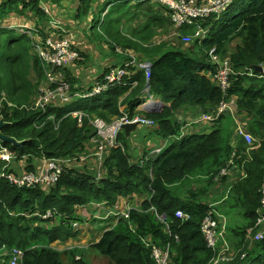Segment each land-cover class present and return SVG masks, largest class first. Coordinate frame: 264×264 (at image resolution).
<instances>
[{"label": "trees", "instance_id": "obj_1", "mask_svg": "<svg viewBox=\"0 0 264 264\" xmlns=\"http://www.w3.org/2000/svg\"><path fill=\"white\" fill-rule=\"evenodd\" d=\"M51 2L53 14L56 9L66 11V16L60 17L63 21L59 29L51 25V17L41 10L38 0H0V20L14 12L22 22L17 23L16 19L13 24L8 23L11 28L0 26V119L5 122L1 133L20 143L0 142V148L6 147L15 154L6 173H36L42 157L79 159L82 153L90 154L94 137V127L89 122L92 116L110 121L122 111L130 115L138 112L136 106L146 78L144 70L129 64L134 56L138 62L151 63L148 84L165 106L155 113L139 111L154 121L153 131L158 136L156 141L146 143L141 159L146 161L144 164L134 162L129 150L127 141L133 133L125 136L120 132L117 140L123 148L106 147L99 180H94L97 162L92 156L86 172L67 168L50 187L17 188L0 179V247L6 251L21 249L19 264H96L87 258L86 254H90L85 250L86 254L75 260L80 250L58 251L49 245L76 236L72 223L82 222L76 206L92 202L113 206L118 197L136 194L143 198L139 208L130 209L128 218H119L97 243L87 248L107 258V264H157L146 246L149 241L161 248L169 245L168 264H210L214 252L207 247L201 232V221L209 208L225 216L226 240L237 252L233 260L223 264H264V236L251 240L252 232L264 223H258L264 217L260 193L264 181V72L249 74L254 65L264 68V0H234L217 19L213 15L200 21L208 31L206 37L201 42L193 39L189 44H184L181 37L193 34V27H183L180 37L174 36L169 10L152 0ZM97 4L102 6L95 24L103 26L99 28V41L105 37L112 61L91 70L89 56L76 48L79 58L63 71L73 94L93 88L95 81L79 80L84 71L101 80L111 70L123 67L127 73L122 83L95 96H76L68 104L50 105L46 110L34 108L37 86L45 82L46 68L38 51L32 52L31 40L34 45L42 44L48 36L54 40L71 36L77 19H92L90 11ZM31 14L36 17L33 22ZM121 24L125 30L119 28ZM16 27L29 33H19ZM88 28L89 33L93 32L92 27ZM70 40L75 48L77 41ZM236 40L230 51L229 44ZM213 48L222 61L228 60L231 69L225 91L213 78L219 65L206 60ZM118 54H123L121 60L115 59ZM133 82L136 84L131 87ZM230 100L234 101L235 112L223 113L210 123L211 129L194 123L184 134L180 133L185 123L179 121L180 114L187 118L185 113L194 108L213 113L216 106ZM73 110L84 113L80 125L70 115ZM190 115L192 119L196 117ZM236 124L255 138L257 148L246 150L244 141L235 136ZM161 139L167 145L155 158H145ZM231 158L234 171L215 180ZM3 165L0 162V171ZM195 181L203 184L197 189ZM217 187L223 189L219 206L200 200L202 195L211 196ZM49 209L52 216L44 218L42 215ZM177 210L188 217H176ZM160 214L166 216L165 224L157 219ZM242 253L244 258H240ZM9 260L8 254L1 255L2 263L9 264Z\"/></svg>", "mask_w": 264, "mask_h": 264}, {"label": "built area", "instance_id": "obj_2", "mask_svg": "<svg viewBox=\"0 0 264 264\" xmlns=\"http://www.w3.org/2000/svg\"><path fill=\"white\" fill-rule=\"evenodd\" d=\"M156 3L163 5L170 12V21L173 27V35L180 37V29L183 27H195V32L193 35L185 34L182 35L181 40L184 44H189L193 39L197 38L199 40L203 39L205 36V31L200 21L206 19L207 17L215 15L217 19L232 3L234 0H152ZM49 2V3H47ZM51 0H38V5L41 10L46 14H51L50 7ZM60 18L51 17V25L59 29L60 28ZM20 33L26 34L29 33L27 30L22 28H16ZM72 36H65L61 39L54 40L51 36H48L44 39L42 44L36 43L35 46L38 50L39 57L43 63V66L46 68V80L43 84L37 86L36 96L33 102L34 108L40 110H46L50 105L56 104H68L73 102L76 96L77 97H87L98 94L102 91L107 90L109 87H112L117 84H121L125 76L126 69L123 67H118L114 70H111L107 75H105L101 80L95 84L91 91L87 93L76 94L71 92V86L66 79L64 68L68 67L70 64L75 62L80 54L78 50L71 45ZM208 57L211 62L219 63L220 59L215 53V48L211 49L208 52ZM129 64L131 66H136L138 69L144 70L146 83L143 88L145 95L142 98H145L147 102L158 100L153 94L150 93V86L148 84V79L150 77V66L146 62H138L136 59H132ZM55 69V71H51ZM249 72L251 70L249 69ZM229 73L231 69L228 63V60H224L222 65H219L216 73L213 75V78L217 81L221 90L225 91L229 86ZM147 95V97H146ZM76 97V98H77ZM231 101L222 102L213 113L198 112L196 117L184 124L183 128L190 127L194 123L208 124L216 121L223 113L230 109ZM234 102V101H233ZM144 104V101L139 103L136 109H139ZM1 107V106H0ZM70 115L76 118L81 124L83 119V112L81 110H73L70 112ZM1 117V115H0ZM1 120V119H0ZM91 125L95 129L96 133V147L93 153L95 160L97 162V176L95 180H99L101 173V164H103L104 151L106 147H112L117 145V136L121 130V126L126 123H137L144 126L150 127L154 125L152 119L146 118L139 113L129 115V113L122 111L121 115L113 118L110 122L103 121L101 119L90 120ZM235 136L241 138L246 144V150L250 151L259 146L255 138L249 134L243 127L239 124H236L235 127ZM184 134V133H183ZM161 151L160 148H157L153 151V158ZM14 153L6 147L0 148V162H2L3 168L0 171V179H5L10 185H13L17 188H35L37 186L41 187H50L56 184L64 172L65 169L70 168L63 162V158H45L42 157L39 159L40 168L36 173L26 172L18 173L17 175L12 173H6V168L11 163L14 158ZM76 160V157L69 158L68 160ZM148 160V159H147ZM67 161V160H64ZM143 164V163H142ZM234 158H231L227 164L218 172L217 176L214 178L218 180L223 176L230 175L234 170ZM152 169H150L151 171ZM151 173V172H150ZM261 193V203L264 205V181L260 187ZM129 212V211H128ZM128 212L123 213V216L120 213H116L120 218H128ZM176 217L187 218L188 216L184 214L181 210H177L175 213ZM44 218L52 216V210H47L44 215ZM161 223H166V216L160 214L156 216ZM264 217L258 220L259 224H262ZM226 224L227 220L225 216L213 209L205 213L201 221V232L203 237L206 240L207 247L211 249L214 254L211 258L210 264H223L233 260L237 254L230 247V244L226 240ZM72 227L75 231L79 229V222H73ZM248 235H251V229L247 230ZM251 240L257 241L263 238L264 236V223L256 232H252ZM146 246L150 248L151 257L155 260L157 264H168L170 258V249L169 245L164 248H161L154 244L153 242H146ZM4 248V247H3ZM10 256L9 264H19L21 261L23 252L21 249L13 247L6 252ZM245 254L242 253L240 258H244ZM80 256H76L75 260H79Z\"/></svg>", "mask_w": 264, "mask_h": 264}, {"label": "rangeland", "instance_id": "obj_3", "mask_svg": "<svg viewBox=\"0 0 264 264\" xmlns=\"http://www.w3.org/2000/svg\"><path fill=\"white\" fill-rule=\"evenodd\" d=\"M47 3H49V2H47ZM100 4V3H99ZM99 4H97V5H94V10H91L90 11V14H92L93 15V18H92V20H91V18H86V17H81V18H78L77 19V21H78V25H77V28H76V31L73 33H69V35H71V36H73V40H76L77 41V36L78 37H88V39H89V32H88V30H87V28H88V26H91L92 28H93V32H91L90 33V36H92L90 39L91 40H94V43H92L90 46H91V50L93 51L94 49L95 50H97L98 52H99V50L100 49H103V47H102V45L104 44V43H106L107 41H106V39H105V37H104V39H102V41H99V39H100V37H99V31H101L100 29H103V26H101V25H95L96 24V21H97V19H98V14H99V9L101 10V8H102V6L101 5H99ZM50 7L51 8H53L54 7V2H51L50 4ZM99 5V6H98ZM73 6H75V4L73 5ZM97 8V9H96ZM48 10H50L49 9V6H48ZM75 11V10H74ZM28 12V11H27ZM25 14H26V11H25ZM89 14V15H90ZM59 15V16H58ZM30 16H33V17H31L30 19H31V22H33V21H35L36 20V17H34V15L33 14H31ZM49 16L50 17H56V16H58V18H60V16L61 17H65L66 16V11L65 10H63V9H56V14H53L52 12H51V14H49ZM12 18V19H11ZM103 18V17H102ZM16 19H18V20H16ZM61 19V18H60ZM16 20V21H15ZM62 20V19H61ZM0 21H3V22H5V24H0V26H2V27H8V28H11V27H9V25H8V23L9 24H13L14 23V21L15 22H17V23H22V22H20L19 21V17H18V14L17 13H14V12H12V13H10V15L8 14L5 18H3V19H1ZM63 21V20H62ZM48 24H49V19H48ZM21 24H19V26H20ZM13 27H15V26H13ZM17 28V27H16ZM100 28V29H99ZM120 29H123V30H125V25L124 24H121V26L119 27ZM20 29V28H19ZM41 30H42V27H41ZM112 31H113V33L115 32V29L114 28H112ZM17 32H19V31H17ZM195 32V31H194ZM20 33V32H19ZM128 34V33H127ZM205 34H206V31H205ZM47 35H49V33L47 34ZM95 39H96V41H95ZM238 41L236 40V41H234V42H232V43H230L229 44V46H230V51H232L233 49L231 48V45L234 47V45L237 43ZM100 43V44H99ZM36 44V43H35ZM35 44L33 45L32 44V40H31V46H32V52H36L37 53V48H35L36 46H35ZM41 44V43H40ZM95 45H97L96 47H94ZM87 48L88 47H86L85 49H84V54H87L86 53V51H87ZM119 51H122L121 49H118L117 48V52H119ZM108 52H109V49H106L105 51H103L101 54H100V56H99V58H107V57H109V54H108ZM119 53H121V52H119ZM229 53V52H228ZM88 55V54H87ZM89 56V55H88ZM122 57H123V54H118L116 57H115V59H119V60H121L122 59ZM208 57V56H207ZM88 60H89V58H88ZM206 60H208L209 61V58H207ZM93 64V65H92ZM92 64L90 65V69L91 70H94V66H97V64H94L93 62H92ZM85 64H82L81 66H84ZM260 65V64H259ZM92 66V67H91ZM262 66V65H261ZM263 67V66H262ZM82 71V69H80L79 70V72H81ZM101 71V70H100ZM263 71H264V68H263ZM250 73V76H256L255 75V73H253V70H251V72H249ZM81 74L83 75V76H94V74L93 73H91V72H88V71H84L83 73L81 72ZM229 75H230V73H229ZM228 75V76H229ZM95 78V77H94ZM87 79V78H86ZM86 79H82V80H86ZM75 108H79V107H77V106H75ZM124 107H121V109H123ZM226 112H228V113H234L235 112V105H234V102L233 101H231V104H230V109H228ZM175 119H176V116L174 117ZM181 118V116H178V119H180ZM187 119H188V117H187ZM236 121H237V119L236 118H234ZM207 125V128H206V130H209V129H211L212 128V125L210 124V123H208V124H206ZM230 128H232L233 129V125L232 124H230L229 123V125H228ZM154 130V126H151V127H145V126H140V125H138L133 131V137L131 136V137H128V139L129 140H131L132 142H130L129 140L127 141V143H128V147H129V150H130V152H132L133 150H138V149H143L142 150V152H144V150H146L145 149V146H146V140H150V141H156L157 139H158V136L155 134V132L153 131ZM186 130H185V128H182L181 129V132L180 133H184ZM180 138V137H179ZM142 143H144L143 145H142ZM163 143H164V139H161V143L159 144V147H161L162 149L167 145V144H164L163 145ZM88 144H90V142L88 143ZM93 148H94V142H93V140H91V145H90V152L93 150ZM154 148V149H153ZM148 153H147V155H146V157L145 158H153L154 156H153V151L155 150V147H153ZM148 151V150H147ZM84 153H82L81 154V156H80V158L79 159H76V160H68L69 158H63V162L66 164V165H68L69 167H74V168H76V169H78V170H82V171H85L86 172V169H90L88 166L90 165L89 163H88V159H87V155L89 154H87V155H83ZM140 152H138L135 156H133V161L134 162H136V163H138L139 161L141 162V164H142V161H141V159L143 158V155H142V153L140 154ZM64 160H67V161H64ZM147 160V159H146ZM234 171V170H233ZM149 172H150V170H149ZM197 183H200V184H198L197 185ZM203 183H201V182H197V181H195L194 182V186H195V188H199L201 185H202ZM205 184V183H204ZM179 187H181V186H179ZM178 187V188H179ZM186 187H187V185H186ZM197 188V189H198ZM180 189V188H179ZM187 189V188H186ZM185 189V190H186ZM228 190H226V192H227ZM211 196H207L206 194L205 195H202L201 197H200V200H203V201H205V202H207L209 205H216V206H219L218 204L221 202V195H223V189L222 188H219V187H217L216 189L214 188V189H212V192H211ZM123 198H129L130 200V205L128 206V205H126L123 209H122V211H120V213H121V215L123 216V213H127L131 208H134V207H136L137 206V201H138V199H141L138 195H136V194H132L131 196H129V197H123ZM121 200V198L120 197H118V200H117V202L118 201H120ZM117 202L114 204V205H116L117 204ZM106 205L104 202H102V203H98V204H96V203H94V202H92V203H89V204H87V205H89V207H100L101 205ZM120 205H122V203L120 204ZM79 208H80V206H76L75 207V211H79ZM84 216H89L87 213H85V215ZM228 218H230V216L228 217ZM92 222V221H91ZM228 224H231V223H228ZM94 228L95 229H99V230H97V232L98 233H100V231H101V229L100 228H98V226L97 225H95L94 226ZM226 229H227V224H226ZM229 230V229H228ZM229 233H230V231H229ZM76 235H78V233L76 234ZM75 237H77V236H75ZM51 248H53V249H55V250H58V251H61V250H59L58 248H59V245H57V243L56 242H53V243H51L50 245H49ZM61 247V246H60ZM62 248V247H61ZM3 252H4V249L3 248H1L0 247V264H4V263H2L1 262V255L3 254ZM87 253L88 254H92L94 257V259H93V261H94V263H96V264H107V262H108V260H107V258H105V257H103V256H101L99 253H97L94 249H89L88 251H87Z\"/></svg>", "mask_w": 264, "mask_h": 264}, {"label": "crops", "instance_id": "obj_4", "mask_svg": "<svg viewBox=\"0 0 264 264\" xmlns=\"http://www.w3.org/2000/svg\"><path fill=\"white\" fill-rule=\"evenodd\" d=\"M65 1L68 2V4H69V0H65ZM91 16H92V14H91ZM89 27H91V26H89ZM91 37L92 36H90V33H89V39L87 41V37L82 38V37L77 36V42H76L75 48H80V50L84 52V49L86 47H88L86 53L89 55L90 65L93 62L94 64H97L96 67L102 66V68H103V66L109 64V62L112 60L110 59V56L107 58H99L100 54L106 50L105 44L102 45L103 49H100L99 52L97 50L94 51L95 49L93 51L91 50L92 48L90 45L92 43H94V40L90 39ZM96 46L97 45H95L94 47H96ZM78 71H79V69H78ZM94 77L95 76H78L79 80L89 78L86 82H94L97 79V77L96 78H94ZM42 83H44V82H42ZM42 83H39L38 86ZM199 111H200V109L197 108V110H196L194 108L192 111L185 113V115H189L188 119L183 117V115L180 114L181 122L190 121L192 119V117H190L191 116L190 114H193V117H194V116H196V114ZM190 127H186V130L191 129ZM133 132L134 131L132 130L131 133H133ZM148 141L149 140H146V143H148ZM143 144L144 143H142V145ZM157 146H159V145H157ZM138 152H140V154H141L142 149L141 150L140 149L133 150L131 153L133 156H135ZM88 163L91 164V161L89 160ZM120 198H121V200L118 201L117 204L113 205V206H110L107 204L106 205L103 204L100 207H89V205L80 206L79 211H76V213L82 219V222L78 221L80 227L78 229V235H76L77 237L68 238L66 241H63V242L55 241L57 243V245H59L58 249L61 251L78 249V250H80V252L77 253V256L81 257L82 255H85L86 253L85 252L83 253L84 250L87 252L89 250L87 248L90 245L97 243L106 230H109L114 225H116V223L118 222V219H119V216L116 215V213H120V211H122V209L126 205H128V206L130 205V201H129L130 199L129 198H123V197H120ZM140 198L141 199H138V201L136 202L137 206L134 208H139V206L143 200L142 197H140ZM121 203H122V205H120ZM85 213H87L89 216H84ZM95 225H97L98 228L101 229L100 233L97 232V230H99V229L94 228ZM6 252L7 251H4L3 254H5ZM86 256H89V257H87V258H89V260L94 259L93 258L94 256L92 254H90V255L86 254Z\"/></svg>", "mask_w": 264, "mask_h": 264}, {"label": "clouds", "instance_id": "obj_5", "mask_svg": "<svg viewBox=\"0 0 264 264\" xmlns=\"http://www.w3.org/2000/svg\"><path fill=\"white\" fill-rule=\"evenodd\" d=\"M105 12L106 11H104V13L102 14V15H104L105 14ZM103 17V16H102ZM61 20V19H60ZM92 20V19H91ZM193 31H195V27H193ZM207 29H206V34H207ZM194 34V33H193ZM193 34H190V35H193ZM206 34H205V36H204V38L206 37ZM203 38V39H204ZM195 39H197V38H195ZM203 39H201V40H199L200 42L203 40ZM134 59H137L135 56L133 57ZM132 58V59H133ZM209 58V57H208ZM220 59V61H219V63H218V65H222V60H221V58H219ZM210 61V60H209ZM211 62V61H210ZM147 64H148V62H146ZM211 63H213V64H216L217 65V63H214V62H211ZM149 65V64H148ZM149 66H151V65H149ZM252 69H253V67H252ZM248 70V69H247ZM253 72H256L254 69H253ZM264 72V71H263ZM259 73V72H258ZM250 74V73H249ZM125 77V76H124ZM123 81V80H122ZM98 82V80H95V82H94V84H93V87L95 86V84ZM136 84V82H133V83H131V87L132 86H134ZM117 85H120V84H117ZM114 86H116V85H114ZM145 86V85H144ZM113 87V86H112ZM109 88H111V87H109ZM108 88V89H109ZM107 89V90H108ZM92 90V88L91 89H89V90H87V92H89V91H91ZM107 90H105V91H107ZM87 92H85V93H87ZM102 92H104V91H102ZM101 93V92H100ZM150 93L151 94H153L152 92H151V90H150ZM99 94V93H98ZM95 95H97V94H95ZM95 95H93V96H95ZM145 95V92L143 91V93H142V95L140 96V102L139 103H141L142 101H144V104L142 105V107L141 108H139V109H136V110H138V112H134L133 114H135V113H139V111H143V107L145 106V105H148V104H152V105H154V104H157V105H159V104H165L159 97H157L155 94H153L154 96H155V98H157L158 100H156V101H150V102H147L146 100H145V98H142L143 96ZM87 97H90V96H87ZM146 97H147V95H146ZM137 107V106H136ZM122 110V109H121ZM128 113V112H127ZM84 114V113H83ZM132 114V115H133ZM140 114V113H139ZM130 115V114H129ZM140 115H142V114H140ZM143 116V115H142ZM93 118L91 119L92 121L94 120V119H101V120H103L102 118H99V117H97V116H92ZM145 117V116H144ZM115 118V117H114ZM113 119V118H112ZM111 119V120H112ZM150 119V118H149ZM181 119V118H180ZM180 119H179V121H180ZM110 120V121H111ZM103 121H105V120H103ZM110 121H106V122H110ZM89 122H90V120H89ZM185 123H187V121L185 122ZM184 123V124H185ZM127 124V123H126ZM137 124V123H136ZM124 125V124H123ZM122 125V126H123ZM138 125H140V126H144V125H142V124H137V126ZM122 126H121V130L119 131V133H118V135L120 134V132H123L124 133V131H123V128H122ZM136 126V127H137ZM145 127H147V126H145ZM186 129V128H185ZM96 131H95V129H94V132H93V134H94V137H93V142H94V148H93V150L91 151V153L90 154H88L87 155V159H89L91 156L94 158V161H96L95 160V157L93 156V153H94V151H95V147H96V141H95V138H96V133H95ZM132 131H130L129 132V134L131 133ZM128 134V135H129ZM124 135H125V133H124ZM128 135H125V136H128ZM117 139H118V136H117ZM117 145H115V146H112V147H121V148H123V146H122V142H120V141H118L117 140ZM157 148H160L161 150H162V148L161 147H155V149H157ZM154 149V148H153ZM161 152V151H160ZM158 155V154H157ZM156 157V156H155ZM104 160V159H103ZM142 161V163L144 164V162H146L145 160H141ZM139 163L141 164V162L139 161ZM71 168H73V167H70L69 169H71ZM95 180V179H94ZM96 204H98V203H96ZM131 209H133V208H131ZM120 218V217H119ZM119 220V219H118ZM77 233H78V231H77ZM4 251H6L5 249H4ZM6 254V253H5Z\"/></svg>", "mask_w": 264, "mask_h": 264}, {"label": "water", "instance_id": "obj_6", "mask_svg": "<svg viewBox=\"0 0 264 264\" xmlns=\"http://www.w3.org/2000/svg\"><path fill=\"white\" fill-rule=\"evenodd\" d=\"M149 65H151L150 62H148ZM253 69L256 71V72H259V73H263V67L261 65H254L253 66ZM165 106V104H148V105H145L143 107V111L144 112H152V113H155V112H159L163 109V107ZM5 125V122L3 120H0V142H8L10 144H14V145H20V143L16 142L14 139L12 138H9V137H6L4 136L2 133H1V128ZM137 124L136 123H127V124H124L122 126L123 128V131L125 133V135H128L130 131L134 130L136 128Z\"/></svg>", "mask_w": 264, "mask_h": 264}]
</instances>
